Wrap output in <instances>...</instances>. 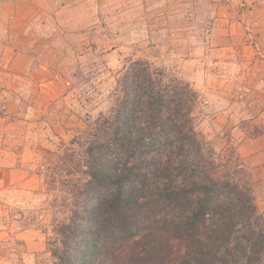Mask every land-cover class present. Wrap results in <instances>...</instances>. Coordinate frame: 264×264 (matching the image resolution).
Listing matches in <instances>:
<instances>
[{"label": "rangeland", "instance_id": "obj_1", "mask_svg": "<svg viewBox=\"0 0 264 264\" xmlns=\"http://www.w3.org/2000/svg\"><path fill=\"white\" fill-rule=\"evenodd\" d=\"M20 1V54L0 55L9 94L0 102V264L52 262L45 226L67 208L53 206L63 193L49 191L39 172L52 159L46 149H62L111 110L130 57L190 82L205 147L243 166L264 212V8L250 10L249 0Z\"/></svg>", "mask_w": 264, "mask_h": 264}, {"label": "trees", "instance_id": "obj_2", "mask_svg": "<svg viewBox=\"0 0 264 264\" xmlns=\"http://www.w3.org/2000/svg\"><path fill=\"white\" fill-rule=\"evenodd\" d=\"M118 87L109 112L46 149L39 172L67 208L45 226L50 264H264V212L243 166L205 147L190 82L130 57Z\"/></svg>", "mask_w": 264, "mask_h": 264}, {"label": "crops", "instance_id": "obj_3", "mask_svg": "<svg viewBox=\"0 0 264 264\" xmlns=\"http://www.w3.org/2000/svg\"><path fill=\"white\" fill-rule=\"evenodd\" d=\"M20 0H0V55L9 53L10 55L20 54L18 46L15 44L19 27L24 26L23 18L17 11L22 8ZM248 8L250 10H259L264 8V0H249ZM3 50V51H2ZM4 63L0 60V102L8 100L7 88V70ZM6 67V66H5ZM57 93L56 91H54ZM29 249L33 252L36 242L28 241Z\"/></svg>", "mask_w": 264, "mask_h": 264}]
</instances>
